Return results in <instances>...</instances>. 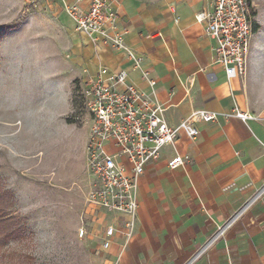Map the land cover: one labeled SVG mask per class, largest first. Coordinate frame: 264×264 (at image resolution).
I'll list each match as a JSON object with an SVG mask.
<instances>
[{
    "label": "crops",
    "instance_id": "1",
    "mask_svg": "<svg viewBox=\"0 0 264 264\" xmlns=\"http://www.w3.org/2000/svg\"><path fill=\"white\" fill-rule=\"evenodd\" d=\"M116 8L127 45L144 58L143 70L156 85H149L123 51L95 46L57 9L64 19L61 23L72 29L73 59L58 68L61 76H68L64 87L68 109L55 116L70 111L72 83L85 82L100 66L126 70L139 89L153 92L171 126L194 110L220 116L214 122L198 123L200 135L195 140L180 134L158 161L146 166L139 180L136 228L128 241L123 227L127 216L91 209L87 218L93 220V234L110 258L107 264H264V192L258 196L264 188V90L249 84L254 60L246 77L228 79L205 22L198 20L211 12L212 0H118ZM235 107L252 117L246 122L224 117ZM90 133L89 129L82 135L86 155ZM177 155L189 159L172 169L169 162ZM256 195L224 236L212 241ZM108 226L120 232L104 250Z\"/></svg>",
    "mask_w": 264,
    "mask_h": 264
},
{
    "label": "rangeland",
    "instance_id": "2",
    "mask_svg": "<svg viewBox=\"0 0 264 264\" xmlns=\"http://www.w3.org/2000/svg\"><path fill=\"white\" fill-rule=\"evenodd\" d=\"M250 3L254 38L243 77L254 60L249 84L260 92L264 90V0ZM57 9L67 16L58 0L36 4L0 0V203L4 204L0 214L20 231L11 241L0 242V264H107L110 260L93 234V220L87 218L93 209L87 198L97 182L87 165L83 138L92 124L83 79L72 83L70 111L55 116L68 109L64 92L68 76H61L58 68L73 59L72 29L61 23L64 19Z\"/></svg>",
    "mask_w": 264,
    "mask_h": 264
},
{
    "label": "built area",
    "instance_id": "3",
    "mask_svg": "<svg viewBox=\"0 0 264 264\" xmlns=\"http://www.w3.org/2000/svg\"><path fill=\"white\" fill-rule=\"evenodd\" d=\"M30 4L49 0H26ZM73 22L76 32L95 46L103 45L123 51L133 68L140 70L154 88L156 81L143 70L144 58L126 43L127 32L120 28L118 0H58ZM205 22L206 33L215 42L217 62L225 69L229 80L245 76L254 38V18L250 0H212V10L198 17ZM87 73V72H86ZM85 105L91 117V133L87 145V165L96 179L88 195L93 209L127 216L125 234L129 240L136 228L139 180L146 166L161 158L165 147L174 145L180 134L195 140L199 137L198 123L216 121L220 114L204 109L194 110L177 126H171L166 109L154 98V93L139 89L126 70L114 71L100 66L85 81ZM246 122L252 116L238 107L232 114ZM188 156H175L169 167L183 165ZM264 188L258 193L260 196ZM250 200L212 241L224 236L233 224L258 198ZM120 230L108 226L104 230L102 248L108 250ZM83 236L85 230L81 229Z\"/></svg>",
    "mask_w": 264,
    "mask_h": 264
},
{
    "label": "trees",
    "instance_id": "4",
    "mask_svg": "<svg viewBox=\"0 0 264 264\" xmlns=\"http://www.w3.org/2000/svg\"><path fill=\"white\" fill-rule=\"evenodd\" d=\"M8 195H6L7 197ZM5 197V198H6ZM1 198V195H0ZM1 201V200H0ZM4 204L0 203V208L3 207ZM11 220L7 218V216H1L0 214V242L7 243L12 239L19 236L20 231L17 229L11 228Z\"/></svg>",
    "mask_w": 264,
    "mask_h": 264
}]
</instances>
